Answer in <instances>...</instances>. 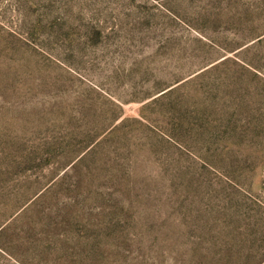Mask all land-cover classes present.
I'll list each match as a JSON object with an SVG mask.
<instances>
[{"label":"rangeland","instance_id":"1","mask_svg":"<svg viewBox=\"0 0 264 264\" xmlns=\"http://www.w3.org/2000/svg\"><path fill=\"white\" fill-rule=\"evenodd\" d=\"M0 264H264V0H0Z\"/></svg>","mask_w":264,"mask_h":264}]
</instances>
